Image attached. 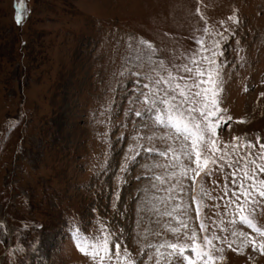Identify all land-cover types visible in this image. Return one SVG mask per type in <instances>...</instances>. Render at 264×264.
<instances>
[{
    "label": "rangeland",
    "instance_id": "obj_1",
    "mask_svg": "<svg viewBox=\"0 0 264 264\" xmlns=\"http://www.w3.org/2000/svg\"><path fill=\"white\" fill-rule=\"evenodd\" d=\"M20 2L22 9L17 0H0V221L10 229L0 230V264H97L79 251L72 236L76 228L85 245L124 229L116 241L122 252L127 247L133 255L139 253L138 260L155 264V247L142 245H186L193 228L195 243H201V222L210 236H222L223 264H264L258 250L249 247L241 253L227 247L229 241L234 248L239 243L232 231L252 234L239 213L233 225L229 212L234 205L225 208L232 168L217 162L195 180L189 170L181 198L167 199L169 185L155 177L165 176L168 166L166 180L174 179L173 172L179 178L180 169L171 163L187 161L179 145L161 143L159 133L149 141L151 132L133 130L140 118L127 119L125 109L135 77L126 74L118 83L113 75L135 55L128 48L130 36L149 41L156 49L153 59L171 68L187 63L191 51L198 50L193 36H203L207 44L216 32L224 33L228 39L221 40L224 55L218 58L223 62L220 107L225 119H232L217 130V137L223 143L252 141L258 151L264 143V0ZM18 10L23 16L19 24ZM234 13L238 21L228 19ZM139 80L147 82L143 75ZM137 132L140 139L133 140ZM168 147L176 153L175 161L172 152L160 155ZM242 166L237 165V172ZM117 174L124 181L119 186ZM117 191L120 198L113 208ZM197 200L200 216L192 211ZM256 200L244 205L245 214L264 225V198ZM36 237L39 244L33 250ZM14 241L22 242L23 253L9 251ZM214 243L221 246L220 240ZM161 252V264H187L185 255L195 259L191 248L171 257L168 253L175 250Z\"/></svg>",
    "mask_w": 264,
    "mask_h": 264
},
{
    "label": "snow or ice",
    "instance_id": "obj_2",
    "mask_svg": "<svg viewBox=\"0 0 264 264\" xmlns=\"http://www.w3.org/2000/svg\"><path fill=\"white\" fill-rule=\"evenodd\" d=\"M17 3L18 9L24 7L20 0H17ZM22 19L21 11L18 10L16 13L17 23H21ZM228 19L238 21V16L234 13ZM204 33L207 35V28L204 29ZM193 39L199 45L198 50L191 51L187 63H173L170 68L165 65L163 60L153 59L156 55V49L149 41L143 38L136 41L131 36L128 38V48L135 55L128 61L127 65L122 66L121 70L113 74L114 78H119L118 83L124 82L126 74L135 77V87L128 93L129 107L125 109V117L127 119H131L133 116L140 118L139 126L133 123V130L135 131L139 127L151 132V135L147 136L149 141L157 138V133H159L158 139L161 143L168 145L171 142L179 145L180 154L183 155L187 163L185 164L183 161L179 164L171 163V167L180 169V177L177 178L173 172L174 179L166 180L168 166H165V176L157 175L155 177L161 185L165 183L169 185L164 189L168 200L181 198V193L185 191L182 179L188 176L189 170L191 171V179L195 180L201 173L209 172L211 170L210 165H216L217 162L221 168L225 166L232 168L233 179L231 183L233 188L231 190L225 189V192H230V198L227 200L225 208L228 209L234 205L235 210L229 212L233 225L235 226L237 213H239L240 223L251 229L252 234L245 231H232L231 235L239 238V243L234 248L233 242L229 241L227 247L241 253L244 249L251 247L264 253V225L258 224L253 218H250V215L245 214L246 209L244 207L250 201L256 203L257 196L264 198V179L259 178L264 175V143L259 144V151H254L256 145L252 141L241 143L237 138L234 142L223 143L218 139L217 130L232 119L230 116L225 119L224 112L220 107L223 62H218V58L224 55L221 40L228 39V36L216 32L211 37L210 43L207 44L203 36H193ZM174 71L177 74L174 75ZM141 75L147 82L142 83L139 80ZM110 90L114 91V89ZM109 103H114V101L110 100ZM121 126H126L124 121H121ZM138 139H140L139 132L133 137V140ZM129 147L131 148V145ZM146 151L152 152L155 149L148 148ZM169 152L173 153L172 160L175 161L177 156L171 147H168L167 151H162L160 155L167 156ZM257 158L259 163H257ZM128 159L129 157L126 155L125 160ZM237 165H243L239 168V172H237ZM126 170V164H122L120 173H124ZM116 178L118 186L124 183L121 175L117 174ZM152 187L156 188L157 185L153 184ZM174 192L175 195H173ZM119 198L120 193L117 191L112 203L113 208H116L115 201ZM192 199H196V196L193 195ZM241 199H243V203H241ZM162 202L167 203V201ZM92 211L95 212L96 209H92ZM192 211L198 216L201 215V206L198 200L197 206ZM165 214L172 215L171 212ZM184 214H187V209L184 210ZM23 227L27 229L28 225L24 224ZM36 227L40 226L36 225ZM184 227L187 228V225L185 224ZM199 227L204 232L201 243H195L197 232L193 228L186 245L171 243L155 246L147 244L142 245V247H155L156 256L159 257L155 264H161V260L164 259L161 248L165 247L175 250V252L168 253L169 257L176 253L183 255L187 248H191L195 252V259L185 255L184 260L187 261V264H217V256L220 257V264H223L225 258L222 236H217L215 232L210 236L209 227L203 222ZM0 230H4L5 233L10 231L8 224L4 221H0ZM173 231L178 230L173 229ZM123 235L124 229H119L116 233L109 232L104 235L100 241L85 245L83 243L84 238L80 235V229L76 228L72 232L79 251L86 256H91L97 264H148V262L138 260L139 253L133 255V252L127 247H124L122 252L121 244L116 241H119ZM216 240L221 241L219 248L214 243ZM136 242L139 243V240ZM38 244L39 237H36L32 246L33 250L37 248ZM14 245V247L9 246V251L12 254L17 251L20 253L25 251L22 242L14 241ZM152 259V256L148 257V261H152ZM165 264H169V261L165 260Z\"/></svg>",
    "mask_w": 264,
    "mask_h": 264
},
{
    "label": "trees",
    "instance_id": "obj_3",
    "mask_svg": "<svg viewBox=\"0 0 264 264\" xmlns=\"http://www.w3.org/2000/svg\"><path fill=\"white\" fill-rule=\"evenodd\" d=\"M257 151V150H256ZM259 151V150H258ZM257 163H259V159L257 158Z\"/></svg>",
    "mask_w": 264,
    "mask_h": 264
}]
</instances>
